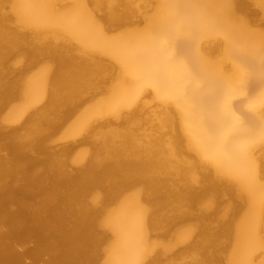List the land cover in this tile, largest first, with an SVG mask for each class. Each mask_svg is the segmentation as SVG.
I'll list each match as a JSON object with an SVG mask.
<instances>
[{"label":"bare ground","instance_id":"bare-ground-1","mask_svg":"<svg viewBox=\"0 0 264 264\" xmlns=\"http://www.w3.org/2000/svg\"><path fill=\"white\" fill-rule=\"evenodd\" d=\"M0 264H264V0H0Z\"/></svg>","mask_w":264,"mask_h":264},{"label":"rangeland","instance_id":"rangeland-1","mask_svg":"<svg viewBox=\"0 0 264 264\" xmlns=\"http://www.w3.org/2000/svg\"><path fill=\"white\" fill-rule=\"evenodd\" d=\"M46 163V162H45Z\"/></svg>","mask_w":264,"mask_h":264}]
</instances>
